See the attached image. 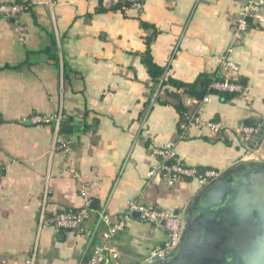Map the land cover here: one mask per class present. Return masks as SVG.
I'll use <instances>...</instances> for the list:
<instances>
[{
  "label": "crops",
  "instance_id": "0c3cea01",
  "mask_svg": "<svg viewBox=\"0 0 264 264\" xmlns=\"http://www.w3.org/2000/svg\"><path fill=\"white\" fill-rule=\"evenodd\" d=\"M14 2L27 9L16 19L0 18V264H25L31 255L48 177L50 214L87 203L96 209L81 237L45 229L36 264H80L102 211L128 214L132 200L181 216L205 186L199 178L206 171L223 173L253 158L238 129L252 117L264 120V24L252 22L234 39L247 0H144L141 8L106 12L98 11L111 8L102 0H0ZM19 25L27 28L24 36L16 33ZM154 28V62L174 79L224 77L226 59L240 66L244 95L231 102L212 96L205 104L184 98L187 116L221 123L220 135L186 125L172 106L146 107L151 79L142 54ZM61 110L73 128L60 133L68 153L53 151L52 125L30 121ZM169 141L197 178L170 187L148 176L157 162L153 149ZM129 217L114 245L122 264H139L167 234L133 212Z\"/></svg>",
  "mask_w": 264,
  "mask_h": 264
},
{
  "label": "built area",
  "instance_id": "2783aa9c",
  "mask_svg": "<svg viewBox=\"0 0 264 264\" xmlns=\"http://www.w3.org/2000/svg\"><path fill=\"white\" fill-rule=\"evenodd\" d=\"M110 2L112 5L119 3H130L133 8H141V0H102ZM27 7L20 3H0V18L10 20L16 19ZM252 22H257L260 25L264 24V0H247L240 8L237 21L234 25V39H240L249 29ZM27 28L19 25L16 27V33L25 35ZM224 80L215 82L212 85L214 90L220 92H228L232 94H245V88L239 80L241 72L240 66L226 59L222 65ZM211 95L206 96L202 103H209ZM188 117V116H187ZM66 115L61 110L55 114H34L30 121L34 125H52L55 130V141L53 151L70 152V147L66 141L60 137L62 126L66 121ZM191 125H196L199 128L207 129L213 135H220L224 129L221 123L217 121H205L199 115L188 117ZM259 131V128L253 126H241L238 133L241 135L245 143L251 144L254 135ZM253 158L256 157L258 151L251 150ZM152 156L157 160L156 164L149 171L148 176L152 178H163L170 187H174L184 178H197L198 171L194 168L186 166L179 158L176 143L173 141L167 142L161 147L154 148ZM220 172L216 170H208L199 178L201 184L206 185L216 177ZM50 195V178L46 179L43 201L38 220V238L32 250L31 255L25 261V264H36V259L39 250V238L47 228H53L57 231L75 232L78 237H81L86 232V223L91 217L89 211V203L85 207L77 211H60L50 214L48 210V198ZM82 195H86V191H82ZM128 214H121L116 217H111L105 210L99 214L98 224L93 232L88 235V246L80 264H122L120 255L114 243L119 234L125 231L131 212H138L141 215V220L154 227L165 230L167 241L164 248L153 249L143 262L139 264H153L155 259H165L167 254L174 249L181 238L183 223L179 216L174 213L156 208L151 205L136 203L132 200L127 201ZM104 227L100 232L99 227Z\"/></svg>",
  "mask_w": 264,
  "mask_h": 264
},
{
  "label": "water",
  "instance_id": "95a60500",
  "mask_svg": "<svg viewBox=\"0 0 264 264\" xmlns=\"http://www.w3.org/2000/svg\"><path fill=\"white\" fill-rule=\"evenodd\" d=\"M251 123L259 127L249 146L258 151L256 157L220 173L183 215L175 214L183 223L180 241L153 264H264V120L252 117L245 126ZM72 129L62 126L64 132ZM133 215L141 219L140 213Z\"/></svg>",
  "mask_w": 264,
  "mask_h": 264
},
{
  "label": "trees",
  "instance_id": "16d2710c",
  "mask_svg": "<svg viewBox=\"0 0 264 264\" xmlns=\"http://www.w3.org/2000/svg\"><path fill=\"white\" fill-rule=\"evenodd\" d=\"M141 3L143 5L144 0H141ZM131 7L132 6L130 3L115 4L110 9H107L103 7V5H101L98 11L106 12L109 10H113V11L125 10ZM141 24L144 29L153 28L144 22H142ZM157 35H158V31L154 28L153 35L148 37L146 40V50L142 54V63L145 65L151 79L150 95L148 97V102L146 104L147 108H151L155 104L161 106H172L176 109V111L180 115L181 121L187 125L190 124V120H188L187 117L188 110L184 104L185 97L195 99L199 102H201L208 95L218 96L224 102H231L232 100L240 97L239 94H232L228 92H220L214 90L212 88V85L215 82H221L224 80L223 77L217 75L202 74L193 83H185L169 76L168 74L169 68L160 67L159 65H157L154 62L152 56L151 46ZM65 76H66V70H65ZM161 93L164 94L163 97L161 96ZM153 96H156L154 100H153ZM250 126L257 128L256 124H251ZM95 127H96V123H94V126L88 127L87 129L93 130L95 129ZM182 133L183 131L182 129H180L179 134L182 135ZM88 209L92 214L93 212L92 209H90V207ZM68 211H77V210H68Z\"/></svg>",
  "mask_w": 264,
  "mask_h": 264
}]
</instances>
